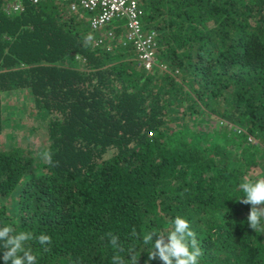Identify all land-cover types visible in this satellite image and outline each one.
<instances>
[{"label": "trees", "instance_id": "16d2710c", "mask_svg": "<svg viewBox=\"0 0 264 264\" xmlns=\"http://www.w3.org/2000/svg\"><path fill=\"white\" fill-rule=\"evenodd\" d=\"M11 1L0 0V227L49 235L50 252L27 244L37 264H111L108 232L145 264L143 233L179 214L200 264H264V233L238 201L245 178H264V0L139 1L150 69L122 44V19L93 30L68 0H19L17 13Z\"/></svg>", "mask_w": 264, "mask_h": 264}, {"label": "clouds", "instance_id": "9594fccd", "mask_svg": "<svg viewBox=\"0 0 264 264\" xmlns=\"http://www.w3.org/2000/svg\"><path fill=\"white\" fill-rule=\"evenodd\" d=\"M90 39L91 37L86 38V40ZM40 156L48 165L58 166V162L53 160V154L50 150L40 153ZM239 188L243 196L238 201L251 206L247 216L248 226L254 232L264 233V178L256 180L245 178L239 184ZM169 225L170 228L167 231L151 229L143 233V243L151 244L152 249L148 253L145 264L156 259L162 264H200L203 249L188 220L178 214L169 220ZM130 236L141 239V234L137 232L135 227L132 228ZM105 237L108 238V242L114 250L111 264H138L140 254L137 256L136 248L129 246L125 249L120 238L112 232L105 233ZM34 238L44 252L51 251L48 245L52 243V240L47 234L42 233L34 237L31 232H16L9 225L0 227V242H3L5 249L2 256L3 264H37V255L33 254L30 247H27L28 242ZM125 252L131 257L129 260H125V255H121ZM76 264H79L78 260Z\"/></svg>", "mask_w": 264, "mask_h": 264}, {"label": "built area", "instance_id": "2783aa9c", "mask_svg": "<svg viewBox=\"0 0 264 264\" xmlns=\"http://www.w3.org/2000/svg\"><path fill=\"white\" fill-rule=\"evenodd\" d=\"M30 4H37L41 0H27ZM141 0H71L70 10L82 9L88 12V26L99 29L112 20L122 19L124 37L122 44H131L135 57L144 69H150L155 64L153 33L144 32L141 28L139 8ZM7 11L17 13L22 10L19 0L7 4ZM111 35V32H107Z\"/></svg>", "mask_w": 264, "mask_h": 264}, {"label": "rangeland", "instance_id": "374dc122", "mask_svg": "<svg viewBox=\"0 0 264 264\" xmlns=\"http://www.w3.org/2000/svg\"><path fill=\"white\" fill-rule=\"evenodd\" d=\"M28 125L25 127H18L17 129L20 130L21 133V136L24 134V132L26 131ZM41 131V129H38V130H35V131H31L28 133V135H30L31 137V140L32 142L30 144L36 146L37 144H43L44 142V135H43V132L41 131V133H39ZM25 135V134H24ZM253 142V141H252ZM248 177V175H247ZM262 178V177H261ZM252 179L253 180H256V179H260L259 175H256V176H252Z\"/></svg>", "mask_w": 264, "mask_h": 264}, {"label": "crops", "instance_id": "0c3cea01", "mask_svg": "<svg viewBox=\"0 0 264 264\" xmlns=\"http://www.w3.org/2000/svg\"><path fill=\"white\" fill-rule=\"evenodd\" d=\"M68 1H69V4H68V5H69V7H68V8H70V3H71V0H68Z\"/></svg>", "mask_w": 264, "mask_h": 264}]
</instances>
